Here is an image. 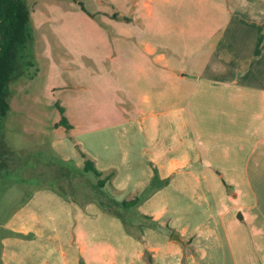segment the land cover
<instances>
[{"label":"crops","instance_id":"1","mask_svg":"<svg viewBox=\"0 0 264 264\" xmlns=\"http://www.w3.org/2000/svg\"><path fill=\"white\" fill-rule=\"evenodd\" d=\"M59 1L104 43L107 108L90 112L109 118L84 129L60 103L71 128L55 126L58 117L46 130L45 104L42 119L21 108L17 93L9 126L26 133L34 119L52 149L69 136L87 142L79 149L114 172L107 191L140 196V216L122 220L94 201L35 187L0 216L2 264H264V0H41L47 13ZM30 94L24 89L25 103ZM205 94L238 107L248 101L258 134L241 167L234 156L206 167L193 152L204 117L193 100ZM73 161L82 167V156Z\"/></svg>","mask_w":264,"mask_h":264},{"label":"rangeland","instance_id":"2","mask_svg":"<svg viewBox=\"0 0 264 264\" xmlns=\"http://www.w3.org/2000/svg\"><path fill=\"white\" fill-rule=\"evenodd\" d=\"M45 5L41 0H28L31 23L35 29L34 53L40 74L32 80L20 79L12 84V96L18 93V97L20 96L18 104L21 108L26 105V110L33 114L32 109L39 112V102L44 103L47 110L44 116L48 125L46 130H49L59 117L58 110L54 108L55 102L65 105L67 117L72 122L84 129L88 128L89 122L109 118L90 112L92 108H107L104 93L109 85L104 79L108 80L110 73L99 66L102 64L101 60L106 48L98 37L88 34L89 27L71 10L66 9L61 1L56 5L47 6L48 13L44 8ZM89 57L95 62V66L93 63L88 65ZM24 89L33 95L32 99H27L26 103L21 96ZM219 100L221 99L218 94H205L196 102L193 100V104H201L198 111L201 115L204 114V117H198V123L201 126L195 131L198 145L196 144L197 147L193 149V152L195 153L194 150L201 152L206 167L219 166V163L225 162L232 156L235 160L237 157L241 167L253 143V138L258 134L255 131L256 127H252V131L249 129L252 125L249 119L252 117L247 115L248 101L244 99L240 102L239 108L228 104L227 101ZM219 104H224V108H218ZM108 105L111 107V103ZM193 109L196 112L197 109L195 107ZM215 111H218L220 115L215 114ZM39 116L43 119L41 113ZM7 124L4 132L5 147L16 149L18 153L10 159L9 168L3 166L0 169V178L6 179L0 180V216L7 214L13 206L21 204L29 190L39 186L48 187V179L54 176V170H57V164L51 162H57L56 159L59 158H68L70 159L68 161L74 164L73 160L81 159L78 148L81 149L82 145L83 148H88L87 142L79 146L74 144L73 139L66 138L61 146L56 144L52 149L51 138L41 130L39 132V126L35 125L34 119L26 133L24 129H21L20 123L9 126L8 120ZM17 159L20 161L18 162ZM20 162H23V166L19 165ZM92 181L94 178L89 174L76 180L78 183L73 188L74 196L81 203L89 199L85 184ZM226 182L228 181H224ZM55 184H57L56 181ZM245 184L242 178L238 181L240 190H247ZM63 186L69 191L70 186L67 182L63 183ZM68 197L73 198V196ZM131 217L135 218V215L131 214ZM247 251V243H245L243 254ZM247 263L248 257L244 264Z\"/></svg>","mask_w":264,"mask_h":264},{"label":"trees","instance_id":"3","mask_svg":"<svg viewBox=\"0 0 264 264\" xmlns=\"http://www.w3.org/2000/svg\"><path fill=\"white\" fill-rule=\"evenodd\" d=\"M79 5L85 11L83 5ZM112 16L117 17V14L113 13ZM34 30L26 0H0V169L3 166L9 168L10 159L18 153L16 149L5 147V125H8V116L11 112L10 99L13 93L11 86L20 79L32 80L39 72L34 53ZM54 108L59 112V119L54 125L60 126L68 132L71 125L64 114V107L55 102ZM5 121H7L6 124ZM30 127L27 125L24 128ZM21 129H23L22 125ZM69 138L71 139L70 136ZM78 150L83 157L81 168L60 158L56 159L57 162L49 161L57 164V170H54V176L48 179V187L66 197L73 196L75 198L73 188L77 186L76 180L89 174L94 178V181L85 184L88 188L86 193L90 196L87 201L96 202L102 210L118 216L122 220L135 221L137 216H140L136 211V206L141 197L116 199L106 189V185L110 184L114 172L99 170L92 159L79 148ZM8 159L9 161H7ZM22 163L20 162L19 165L23 166ZM65 182L70 186L69 191L63 186ZM153 187L152 183L146 193L150 192ZM131 214H134L135 218H132ZM0 264H2L1 260Z\"/></svg>","mask_w":264,"mask_h":264}]
</instances>
